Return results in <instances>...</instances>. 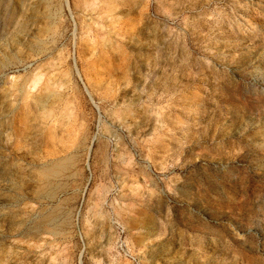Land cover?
I'll list each match as a JSON object with an SVG mask.
<instances>
[{"label": "rangeland", "instance_id": "obj_1", "mask_svg": "<svg viewBox=\"0 0 264 264\" xmlns=\"http://www.w3.org/2000/svg\"><path fill=\"white\" fill-rule=\"evenodd\" d=\"M0 264H264V0H0Z\"/></svg>", "mask_w": 264, "mask_h": 264}, {"label": "built area", "instance_id": "obj_2", "mask_svg": "<svg viewBox=\"0 0 264 264\" xmlns=\"http://www.w3.org/2000/svg\"><path fill=\"white\" fill-rule=\"evenodd\" d=\"M122 252L129 260L134 261V259H135L134 256H132L130 253L124 252V250H122Z\"/></svg>", "mask_w": 264, "mask_h": 264}]
</instances>
